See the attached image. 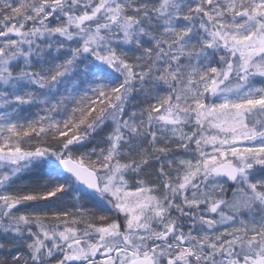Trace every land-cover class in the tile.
<instances>
[{
	"label": "snow or ice",
	"instance_id": "6c2138e0",
	"mask_svg": "<svg viewBox=\"0 0 264 264\" xmlns=\"http://www.w3.org/2000/svg\"><path fill=\"white\" fill-rule=\"evenodd\" d=\"M0 264H264V0H0Z\"/></svg>",
	"mask_w": 264,
	"mask_h": 264
}]
</instances>
